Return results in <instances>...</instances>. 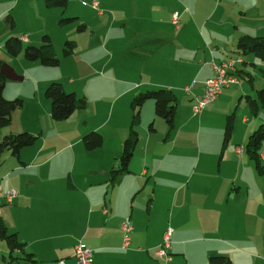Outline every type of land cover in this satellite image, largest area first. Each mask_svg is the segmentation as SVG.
<instances>
[{
    "label": "crops",
    "instance_id": "crops-1",
    "mask_svg": "<svg viewBox=\"0 0 264 264\" xmlns=\"http://www.w3.org/2000/svg\"><path fill=\"white\" fill-rule=\"evenodd\" d=\"M94 2L91 8L68 5L63 9L48 6L45 0H0V58L19 76L22 73V79L16 81H25L28 73L26 76L18 72L16 66L17 62L24 64L23 51L17 56L7 52L5 42L10 37L20 38L24 48L41 45L43 36L48 35L61 64L68 58L61 49L66 41L73 40L76 46L69 57L78 59L75 73L69 78L57 69L60 63L51 67L33 61L31 66L40 76H30L32 85L19 91L13 84L15 80H7L5 98L23 95L25 100L23 107L14 111L11 125L0 127V139L18 131H28L39 138L34 145L23 148L19 158L10 151L0 158V186L4 192L16 191L12 203L2 200L0 220L24 244L23 249L11 250L0 236V264H58L61 260L64 264H77L74 247L80 241L92 250L93 264H205L216 254L229 256L234 264H264L256 252L264 250V205L256 192L251 191L254 199L231 205L225 204L223 187L220 199L204 201L200 230L214 229L219 236L207 238L195 247L194 240L184 237L195 227L184 219L189 216V207L183 185L173 182V166H163L171 151L179 146L182 134L181 143L187 147L188 132L196 124L195 119L199 118L197 126L201 128L218 107H225L227 117L235 113L230 105L237 95L239 99L244 94L253 97L239 82L224 89L201 112L193 110L204 93V81L215 74L213 63L233 60L239 76L249 73L248 62L238 53L237 43L243 35L264 36V0H253L241 10L252 22L234 20L233 25L221 22L219 16L215 18L216 11L205 12L201 21L196 20V12L185 11L181 17L175 10L165 11L167 19L162 15L147 22L138 18L136 25H131L128 42L134 43V52L130 55L117 51L110 54L106 49L115 22L112 19L116 20L107 14L116 17V0ZM101 4L103 10L99 8ZM175 13L178 25L173 20ZM8 15L13 17V26L6 19ZM63 17L75 19L61 24ZM77 23H84L85 29L80 31ZM193 35L198 37L196 44ZM53 81L84 96L87 108L68 119L55 120L51 101L45 96ZM159 88L170 89L177 96L174 127L170 129L156 115L153 100L146 101L128 170L112 175L130 131L133 98ZM261 110L264 109L260 106L259 114ZM263 121L264 115L260 121L249 115L243 117L244 136H250ZM151 123L155 130H150ZM163 124L167 135L160 143L155 133L157 125ZM225 125L224 148L232 139L224 144ZM92 131L102 134L103 143L95 150H87L83 138ZM245 144H235L232 150L234 156L248 164ZM241 146L243 152L238 151ZM249 170H254L252 165ZM162 174L168 176L164 183L160 182ZM241 181V187L251 188L248 180ZM126 219L133 226L127 246L122 229ZM169 228V258L160 259L156 250Z\"/></svg>",
    "mask_w": 264,
    "mask_h": 264
},
{
    "label": "rangeland",
    "instance_id": "rangeland-1",
    "mask_svg": "<svg viewBox=\"0 0 264 264\" xmlns=\"http://www.w3.org/2000/svg\"><path fill=\"white\" fill-rule=\"evenodd\" d=\"M94 1L97 0H68V5L74 8H91ZM252 1L253 0H116L113 5L116 17L113 13L107 14L108 17H113L116 20L112 19V21L115 22L111 39L106 49L109 50L110 54L117 51V53H126L130 55L131 52H134V47H132L134 43L128 42L129 37L132 35L133 27H131V25H136L138 18L147 22V20L150 19H158L160 18L159 16L162 15L167 19L165 14L166 10H175L180 13L181 17L185 11L188 12V14L196 12L198 13L196 18L198 21H201L205 17V12L216 11L215 18L219 16L221 22H230L232 25L234 20L241 23H246L248 21L252 22L251 19L245 17L241 13V10H245L244 7ZM99 8L103 10L104 5L101 4ZM162 12L163 14H161ZM203 14L205 15L203 16ZM244 17L246 20L243 19ZM127 18L128 21L126 20ZM108 20L110 21L111 19L108 18ZM80 21L82 22L83 20L80 19ZM92 21H94L93 18ZM79 24L80 23H77L76 26ZM192 40L195 44L199 41L196 35L192 36ZM62 50L63 49H61V52ZM22 57L24 64L22 66L17 62V70L18 72H24L25 75L28 73V76L26 75L27 79L25 81L13 82V84L18 87L16 89H19V91L20 89L25 90V87L32 85L33 83L31 81L33 77L40 76L38 71L31 66L34 62L27 60L24 55ZM14 59L17 60L18 58L14 57ZM77 60L78 59L74 56H68L67 60L62 64L60 63L57 69H60V71L64 72L66 77L69 78L71 74L75 73ZM245 61L248 62L246 69L253 78V82L247 79V77H249L247 74L244 75V77L238 75V78L241 84L250 90L251 95L256 97L257 90L264 89V76L260 71V69L264 67V64L253 56H246ZM251 62H254L256 65H252ZM19 74L23 76L22 73ZM15 98L25 100L23 95H14L9 100ZM246 99L247 94H244L241 99H239L237 95L235 102L230 105L232 106L231 112H235V129L230 143L225 148L223 146V130L228 113L225 111V107L222 109L218 107L214 110L209 119L204 120L201 128L197 126V122L200 121L199 118L195 119L196 124L188 132L189 140L186 142L187 147L181 143L182 134L179 139V146L175 149L172 148L173 151H171L169 158L163 162L164 168L173 166L172 169L175 170L173 171V182L183 185L182 192L186 195V203L187 207H189L187 208L189 216H184V219L188 222V225H194L195 227L192 232H189L184 237L194 240L192 245H195V247L201 245L207 238L215 237L217 239L219 236L214 232V229H210L207 232L200 230V224L202 210L206 207L204 201L208 203V201H212V199L216 197L220 199V188L225 187L224 199L225 202H227L225 204L230 203L233 205L238 204L240 201L252 200L254 199L251 193L252 191L258 194V200L262 201L264 205V178L260 176L259 172L256 170L254 161H252L247 154L246 158L250 163L248 164L252 165L253 171L249 170V165L247 163L242 162L243 160L234 156V151L232 150L235 148V144L244 145L249 138L248 134L244 136L246 124H243L241 119L249 115L250 118L260 121L261 116L264 115V110H261L260 114L258 113V115L255 116ZM263 124L264 121L263 123H259L256 129ZM157 126L158 128L155 135H158L160 143H163V139L167 135V130H164V128L167 127L165 124H163V127ZM19 132L22 131H18L17 133ZM157 149H162V147ZM262 164L264 166V160H262ZM167 177V175L162 174L160 182L164 183ZM242 178L248 180L251 186L249 190L241 187ZM247 203L249 202L247 201L246 204ZM263 251L262 249L256 251L258 257L262 260L264 259Z\"/></svg>",
    "mask_w": 264,
    "mask_h": 264
},
{
    "label": "trees",
    "instance_id": "trees-1",
    "mask_svg": "<svg viewBox=\"0 0 264 264\" xmlns=\"http://www.w3.org/2000/svg\"><path fill=\"white\" fill-rule=\"evenodd\" d=\"M48 6H57L66 9L68 0H45ZM10 25H14L11 15L6 17ZM73 17H63L60 19L61 24L73 21ZM80 31L85 29V24L78 25ZM76 46L75 41H66L63 47L65 56H69ZM6 50L9 54L17 56L23 51L24 57L29 61H40L45 66L55 67L60 63V59L55 52L54 44L48 35H44L42 43L39 46L28 45L23 48L22 41L18 37H10L5 42ZM237 51L243 56H253L264 64V36L243 35L237 43ZM3 60L0 58V127L7 128L12 123V116L15 110L20 109L24 105V100L15 98L6 99L4 90L7 78L2 74L1 67ZM264 76V67L260 69ZM237 75H241L240 73ZM247 79L253 82V78L248 73ZM45 96L51 101V114L55 120H65L71 117L75 112L82 111L87 108L88 101L84 96H78L75 92H69L65 89L61 82H51L46 90ZM153 100L155 103V113L158 117L165 120L170 129L174 127V119L177 112V96L170 89L159 88L155 90H147L135 96L131 102L133 111L132 123L128 137L124 141L123 151L120 157V163L117 168L111 170L112 175H117L123 171H127L130 160L135 152L137 142L139 140L138 125L140 122L141 109L144 103ZM249 107L254 115H257L259 107L264 109V89L257 90L256 97L247 95L246 99ZM235 113L230 114L226 119L224 131V144L226 145L232 137L234 131ZM150 130H155L153 123L150 124ZM39 136L22 131L19 133H9L0 139V158L3 153L10 151L17 158L20 157L21 150L35 144ZM87 150H95L101 147L103 136L98 131H92L83 138ZM264 149V124L250 134L245 145L247 155L254 161L256 170L260 176L264 178V166L262 164L261 150ZM0 236L6 241L11 250L23 249L24 244L21 243L14 233H9L3 221L0 220ZM31 256V255H29ZM205 264H234L233 260L227 255H212Z\"/></svg>",
    "mask_w": 264,
    "mask_h": 264
},
{
    "label": "built area",
    "instance_id": "built-area-1",
    "mask_svg": "<svg viewBox=\"0 0 264 264\" xmlns=\"http://www.w3.org/2000/svg\"><path fill=\"white\" fill-rule=\"evenodd\" d=\"M93 5L95 8H98L97 2H94ZM173 20L174 23L178 25L179 19L177 13L173 15ZM213 68L215 74L204 81V93L197 100V103L193 108L194 113L201 112L209 103L216 100L219 95L224 91V89L240 82L236 73L235 61L229 60L219 64L213 63ZM186 90H189V88H186ZM243 150V146L238 148L239 152H243ZM261 156L264 157V149L261 151ZM15 196V190H8L4 192L2 187L0 186V208L2 200L4 198L8 203H12ZM122 229L124 232V245L127 246L130 243V233L133 230V226L129 219H126L123 222ZM171 234L172 228H169L165 233L163 243L156 250V255L160 259L169 258L168 250L171 247ZM74 257L76 258L77 264H93L94 261L92 250L81 241L78 242L74 247ZM58 264H64V260L59 261Z\"/></svg>",
    "mask_w": 264,
    "mask_h": 264
},
{
    "label": "water",
    "instance_id": "water-1",
    "mask_svg": "<svg viewBox=\"0 0 264 264\" xmlns=\"http://www.w3.org/2000/svg\"><path fill=\"white\" fill-rule=\"evenodd\" d=\"M2 74L7 78L11 80H20L22 77H20L15 69L8 65L7 63H3L1 67Z\"/></svg>",
    "mask_w": 264,
    "mask_h": 264
}]
</instances>
